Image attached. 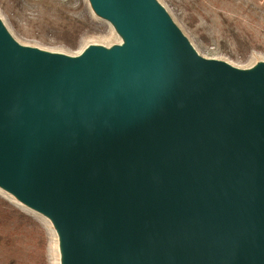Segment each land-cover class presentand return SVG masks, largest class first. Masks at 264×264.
I'll list each match as a JSON object with an SVG mask.
<instances>
[{"label": "water", "instance_id": "water-1", "mask_svg": "<svg viewBox=\"0 0 264 264\" xmlns=\"http://www.w3.org/2000/svg\"><path fill=\"white\" fill-rule=\"evenodd\" d=\"M122 49L77 63L0 30V182L70 264H264V73L197 57L152 0H92Z\"/></svg>", "mask_w": 264, "mask_h": 264}, {"label": "rangeland", "instance_id": "rangeland-1", "mask_svg": "<svg viewBox=\"0 0 264 264\" xmlns=\"http://www.w3.org/2000/svg\"><path fill=\"white\" fill-rule=\"evenodd\" d=\"M152 0L202 60L222 64L245 75L264 73V27L242 16L241 9L225 0ZM258 8L264 21V0H241ZM58 7L70 16L89 21L76 49L55 37L60 28ZM250 30L263 50L241 51L228 33L229 24ZM0 30L22 49L53 59L77 63L94 51L113 52L122 49L125 36L109 18L101 15L92 0H0ZM0 215L27 218L11 245L0 244V264H36L45 257L47 264H70L65 233L58 219L0 183ZM30 219V220H29ZM13 220L2 219L1 233L13 231Z\"/></svg>", "mask_w": 264, "mask_h": 264}, {"label": "trees", "instance_id": "trees-1", "mask_svg": "<svg viewBox=\"0 0 264 264\" xmlns=\"http://www.w3.org/2000/svg\"><path fill=\"white\" fill-rule=\"evenodd\" d=\"M168 4L175 5L179 4L178 0H166ZM227 3H231L232 5H236L241 9L242 16L247 19H252L253 21H257V23H263L262 15L258 8H254L252 4H248L247 1L241 0H225ZM58 19L60 21V25L58 29L55 30V37L62 38V40H66V45L72 49H76L79 45V41L82 35L88 31L90 26L88 20H82L80 18H74L70 16L64 9L58 7ZM228 33L231 36V39L235 42V44L240 48V50L248 52L254 50H263L262 46L257 44V40L255 39L254 34L246 29V28H237L235 24L230 23L228 27ZM6 219L7 221L13 220L14 227L13 231L8 233H1L0 231V244H8L11 245L15 242V237L20 233L21 228L26 225V216L21 215L17 217V215L11 214H1L0 215V224H2V219ZM24 220L25 222H22ZM30 220V219H29ZM36 264H47L45 257H37Z\"/></svg>", "mask_w": 264, "mask_h": 264}, {"label": "bare ground", "instance_id": "bare-ground-1", "mask_svg": "<svg viewBox=\"0 0 264 264\" xmlns=\"http://www.w3.org/2000/svg\"><path fill=\"white\" fill-rule=\"evenodd\" d=\"M126 44H127V42H126ZM0 183H1V182H0ZM2 184H3V183H2ZM3 187H4V186H2V185L0 184V189L3 188Z\"/></svg>", "mask_w": 264, "mask_h": 264}]
</instances>
